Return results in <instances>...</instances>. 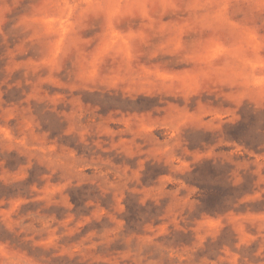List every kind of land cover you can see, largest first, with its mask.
Masks as SVG:
<instances>
[{
  "label": "rangeland",
  "instance_id": "rangeland-1",
  "mask_svg": "<svg viewBox=\"0 0 264 264\" xmlns=\"http://www.w3.org/2000/svg\"><path fill=\"white\" fill-rule=\"evenodd\" d=\"M0 264H264V0H0Z\"/></svg>",
  "mask_w": 264,
  "mask_h": 264
},
{
  "label": "trees",
  "instance_id": "trees-1",
  "mask_svg": "<svg viewBox=\"0 0 264 264\" xmlns=\"http://www.w3.org/2000/svg\"><path fill=\"white\" fill-rule=\"evenodd\" d=\"M70 196H71V201L75 205V207H79L80 206V203H79L80 201H77V199H75V197H73V195H70ZM138 208H139V206H138ZM126 209H127L128 213L131 212V210H132V209L129 208V206L126 207ZM153 216H155L154 218H157L158 215H153Z\"/></svg>",
  "mask_w": 264,
  "mask_h": 264
}]
</instances>
